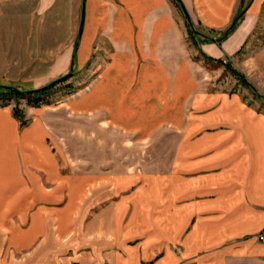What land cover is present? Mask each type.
<instances>
[{"label": "crops", "instance_id": "crops-1", "mask_svg": "<svg viewBox=\"0 0 264 264\" xmlns=\"http://www.w3.org/2000/svg\"><path fill=\"white\" fill-rule=\"evenodd\" d=\"M180 2L212 40L243 14L220 46L199 44L213 60H234L264 17V0ZM37 9L53 20L68 10L78 29L83 14L82 34L28 89L71 69L73 90L26 107L23 127L0 105V264H264V113L210 88L176 2L39 0ZM168 136L156 170L93 157L124 155L126 138Z\"/></svg>", "mask_w": 264, "mask_h": 264}, {"label": "rangeland", "instance_id": "rangeland-1", "mask_svg": "<svg viewBox=\"0 0 264 264\" xmlns=\"http://www.w3.org/2000/svg\"><path fill=\"white\" fill-rule=\"evenodd\" d=\"M38 1L0 0V86L30 91L28 89L32 79L39 76L50 65L57 49L64 45L67 39L73 41L77 35V18L74 25H71L68 19L64 21L68 10L63 11L62 15L53 20L50 15L40 14L37 9ZM61 1L68 9L72 4L78 7L82 4V0ZM262 20V25H258L246 46L233 57L234 60L223 59L221 64L204 63L212 90L238 95L246 106L257 113H264V17ZM192 25L197 31L196 26L193 23ZM186 38L193 46L187 33ZM198 39L200 40V37ZM195 49L198 50V59L199 45ZM225 65H230L234 71L241 74L242 79H235L230 71H225ZM241 72H244L246 76ZM73 79L74 74L56 93L52 94L49 99L50 104L58 100L62 94L67 95L68 91L74 89ZM66 86L68 89L65 88ZM7 103L12 108H18L26 125L25 101L11 100ZM93 140L94 144L99 145V140L95 138ZM111 141L117 140L110 139V143ZM172 142L173 137L169 136L135 142L126 138L123 142L119 140L117 147L124 149V155L112 153L108 156L98 154L93 157L98 162L108 158L112 164L124 157L127 166L122 171L136 168L156 170L160 164L164 167L168 161ZM96 149L93 147L92 151L95 152ZM81 150L83 151L84 148Z\"/></svg>", "mask_w": 264, "mask_h": 264}, {"label": "trees", "instance_id": "trees-1", "mask_svg": "<svg viewBox=\"0 0 264 264\" xmlns=\"http://www.w3.org/2000/svg\"><path fill=\"white\" fill-rule=\"evenodd\" d=\"M173 1H175V0H173ZM180 10L184 14V12L181 8H180ZM242 16H243V14H241V13L239 15H237L235 17V19L233 20V22L231 23V25L228 27V29L223 33V35L217 40H212V39H208V38L201 36L196 30H194L190 18L184 14L185 27H186V33L188 35V39L191 41L192 45L195 48H197L199 44H201L203 42H207V41L214 42L218 46H220L221 42L223 40H225L227 38V36L234 31L237 24L241 20ZM199 37H200V40L198 39ZM198 59H200V61H202L203 63L221 64V61L213 60V59L207 57L206 55H204L202 52H199ZM224 68H225V71H230V73L235 77V79H239V80L242 79V75L239 74L238 72L234 71V69H232L230 67V65H225ZM71 77H73V73L70 71L66 75H64V76L58 78L57 80L47 84L46 86L41 87V88L36 89V90H30L26 93H22V91L18 90V89L17 90H14V89H12V90H0V105L1 106H8L9 103H7V102L11 101V100H14V101L23 100V101H25V104L27 105V107H33V108L43 106V105H49L50 104L49 99L52 96V94L56 93L58 91V89H60L61 86H63L67 82V80H69ZM246 86L249 87L248 84H246ZM65 88L68 89V86H66ZM12 114L20 122L21 126L25 125V122L22 120V115L20 114L17 107L12 108Z\"/></svg>", "mask_w": 264, "mask_h": 264}, {"label": "water", "instance_id": "water-1", "mask_svg": "<svg viewBox=\"0 0 264 264\" xmlns=\"http://www.w3.org/2000/svg\"><path fill=\"white\" fill-rule=\"evenodd\" d=\"M175 2L183 10L184 14L187 15V13H186L182 3L180 2V0H175ZM82 27H83V14H82V17H81V22H80V26H79V29H78L77 37H76V40H75V43H74V51H73V53L76 52V49L78 47V44H79V41H80V37H81V34H82ZM70 71L72 72L71 69H70ZM12 89L17 90V89L12 88V87L0 86V90H12ZM26 92H28V91H22V93H26Z\"/></svg>", "mask_w": 264, "mask_h": 264}, {"label": "built area", "instance_id": "built-area-1", "mask_svg": "<svg viewBox=\"0 0 264 264\" xmlns=\"http://www.w3.org/2000/svg\"><path fill=\"white\" fill-rule=\"evenodd\" d=\"M258 240H259L262 244H264V234H260V235L258 236Z\"/></svg>", "mask_w": 264, "mask_h": 264}]
</instances>
